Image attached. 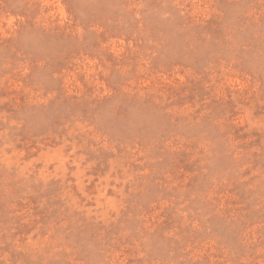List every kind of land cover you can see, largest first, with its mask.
<instances>
[{
    "label": "rangeland",
    "instance_id": "obj_1",
    "mask_svg": "<svg viewBox=\"0 0 264 264\" xmlns=\"http://www.w3.org/2000/svg\"><path fill=\"white\" fill-rule=\"evenodd\" d=\"M0 264H264V0H0Z\"/></svg>",
    "mask_w": 264,
    "mask_h": 264
}]
</instances>
